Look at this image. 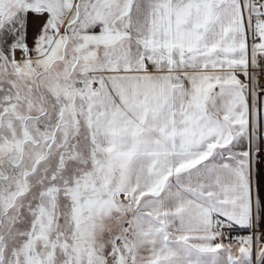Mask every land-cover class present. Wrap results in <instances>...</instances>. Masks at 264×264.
<instances>
[{"label":"snow or ice","instance_id":"6c2138e0","mask_svg":"<svg viewBox=\"0 0 264 264\" xmlns=\"http://www.w3.org/2000/svg\"><path fill=\"white\" fill-rule=\"evenodd\" d=\"M0 264H264V0H0Z\"/></svg>","mask_w":264,"mask_h":264}]
</instances>
